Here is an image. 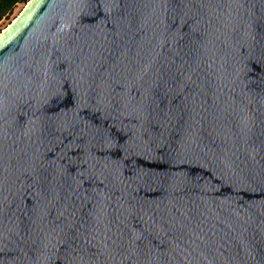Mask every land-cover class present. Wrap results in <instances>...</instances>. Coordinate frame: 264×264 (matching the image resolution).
I'll return each instance as SVG.
<instances>
[{"label": "water", "instance_id": "1", "mask_svg": "<svg viewBox=\"0 0 264 264\" xmlns=\"http://www.w3.org/2000/svg\"><path fill=\"white\" fill-rule=\"evenodd\" d=\"M0 264H264V0H29Z\"/></svg>", "mask_w": 264, "mask_h": 264}, {"label": "rangeland", "instance_id": "2", "mask_svg": "<svg viewBox=\"0 0 264 264\" xmlns=\"http://www.w3.org/2000/svg\"><path fill=\"white\" fill-rule=\"evenodd\" d=\"M29 1V0H28ZM19 2L13 6L4 16L0 18V33L4 30L16 17H18L24 10L26 3L28 2Z\"/></svg>", "mask_w": 264, "mask_h": 264}, {"label": "trees", "instance_id": "3", "mask_svg": "<svg viewBox=\"0 0 264 264\" xmlns=\"http://www.w3.org/2000/svg\"><path fill=\"white\" fill-rule=\"evenodd\" d=\"M26 1L28 0H0V18L11 10L15 4Z\"/></svg>", "mask_w": 264, "mask_h": 264}]
</instances>
